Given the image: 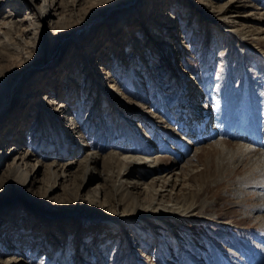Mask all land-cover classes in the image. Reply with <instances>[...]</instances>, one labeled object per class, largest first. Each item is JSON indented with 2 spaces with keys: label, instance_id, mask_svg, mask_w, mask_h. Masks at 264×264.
Wrapping results in <instances>:
<instances>
[{
  "label": "rangeland",
  "instance_id": "1",
  "mask_svg": "<svg viewBox=\"0 0 264 264\" xmlns=\"http://www.w3.org/2000/svg\"><path fill=\"white\" fill-rule=\"evenodd\" d=\"M164 1L161 6L160 0H117L116 5L58 0L61 7L51 16L46 10L51 0H0V67L8 82L13 80L0 105V142L8 139L4 150L14 143L9 137L18 119L21 152L30 148L35 154L27 171L39 179L23 195L6 173L11 160L0 167V242L9 249L0 252V264L7 258L20 264H264V176L255 172L245 149L258 142L264 150V0ZM123 17L127 20L120 22ZM131 34L142 36L141 47L127 39ZM125 42L132 44L125 49L134 47L128 55L124 48L118 52ZM104 43V51L91 53ZM86 53L104 60L106 76L113 79L95 88ZM68 74L76 81L69 88ZM113 80L143 105L140 112L102 95ZM32 81L33 90L44 87L36 97L52 86V100L70 104L85 149L70 143L73 130L66 136L56 132L57 125L41 129L38 124L34 133L39 134L31 139L34 122L39 123L29 115L35 98L22 107L17 101ZM198 94L210 106L202 115L186 105ZM91 96L92 103L82 104ZM206 122L229 135L213 136ZM185 140L192 145L182 158L178 146ZM93 153L100 159L92 171ZM145 158L155 160L145 164ZM128 167L135 168L134 179L145 181L139 193L122 182ZM64 171L70 174L66 181ZM94 172L102 177L90 179ZM166 177L174 199L156 193L165 183L153 179ZM99 187L103 193L96 197ZM167 204L168 211L187 216L160 223L129 217ZM121 213L126 216L113 219Z\"/></svg>",
  "mask_w": 264,
  "mask_h": 264
},
{
  "label": "bare ground",
  "instance_id": "2",
  "mask_svg": "<svg viewBox=\"0 0 264 264\" xmlns=\"http://www.w3.org/2000/svg\"><path fill=\"white\" fill-rule=\"evenodd\" d=\"M7 1H13V0H7ZM28 2V0H26ZM110 1V0H109ZM44 2L46 3V0H44ZM112 4L113 5H116L118 2L117 0H111ZM165 1L163 0H160V4L162 6V4L164 3ZM233 2V1H232ZM62 4V3H61ZM61 4L60 6L58 5V0H51V2L49 3V9H46L47 11L50 12V15L51 16H57V13L56 11L61 7ZM111 4L108 5V7L110 6ZM47 7V6H46ZM160 7V6H159ZM159 7L155 8V11L152 13L153 15H156V13L158 12L159 10ZM208 9V12L210 11L209 7L207 8ZM45 10H43L44 12ZM148 12V11H147ZM213 12V10H212ZM149 13V12H148ZM232 12H228V10L226 11V15L227 14H231ZM151 16H149L148 14H146L148 16V18H150L149 20L150 21V24H152V14L149 13ZM165 14V13H164ZM167 16H169L171 19L174 20V15L171 16V12L167 13L166 14ZM162 17V16H161ZM217 17V16H216ZM229 17L231 19H234L237 17V15H229ZM62 17H58L57 21H60ZM222 18H225V15L224 16H221L219 17L218 19L219 20H222ZM124 20H127L126 17H123L121 18L119 21L123 22ZM148 20V21H149ZM171 20V21H173ZM227 20V19H226ZM143 21H144V18H143ZM164 21V19H163ZM232 22V21H230ZM171 24V23H170ZM120 25V24H119ZM131 24H129V27H130ZM149 25V24H148ZM153 27V26H152ZM174 27V26H173ZM158 29H156L157 31ZM160 30V29H159ZM132 33V32H131ZM127 39H131L132 41L135 40V43L137 44L136 46L137 47H141V41H142V36L141 35H134V34H131V37L130 38H127ZM81 42V41H80ZM113 42V41H112ZM164 42V41H162ZM87 44V43H86ZM108 43H104L101 44V45H97L95 46L94 48H92L91 50V53L94 52V53H100L102 51H104L103 48H105V46H107ZM121 44V43H120ZM119 44V51L120 52L123 48L125 49V47H128L129 44H131V42H125L123 44H121L120 46ZM132 45V44H131ZM83 46V45H82ZM88 46V45H87ZM167 46V45H166ZM172 46V45H171ZM84 47V46H83ZM101 47H102V51H101ZM97 48V49H96ZM116 48V47H115ZM133 48L134 47H131L130 49H125L124 50V55H128L130 53H132L133 51ZM166 48V47H165ZM168 48V47H167ZM144 48H141V50L143 51ZM108 50V49H107ZM106 50V51H107ZM136 50L138 51V48H136ZM90 51V50H89ZM106 51L104 52V54L106 53ZM134 53V52H133ZM148 53V52H146ZM144 53V54H146ZM171 53V51L169 52ZM88 59H89V62H88V67L89 66H92L94 67L93 69L94 70V73L96 74V83L94 85V87L96 88L97 85H102V83H104V81L106 82L108 80V76H106L107 72V67L104 66V60H94V56H92V54H89V53H86ZM98 55V54H97ZM134 56V55H133ZM140 57V56H139ZM72 59V58H70ZM72 62V61H71ZM102 64V66H101ZM135 64L137 65H140V62L138 61V59L136 60ZM64 67H66V70H68L69 66L66 65V63L63 65ZM99 68V69H98ZM99 71H98V70ZM2 67H0V105L1 103L4 101V97L6 95V92L10 89V85L11 83L13 82V80L10 81V83L8 82V80L5 78V76L2 74ZM98 73L100 74V76L98 75ZM42 76V75H41ZM56 76V75H55ZM69 78V79H68ZM71 79H74V78H70V74H68L67 76V80H66V83H67V88H69L70 86L73 85V82H76V81H72L71 82ZM110 79H113V76L110 78ZM195 80V79H193ZM46 81V79L42 82L44 83ZM33 83H36V82H31L30 84V87H28L26 90H24L23 94L21 95V97H19V100L17 101L18 104H21L20 107H22L23 105V102L25 101H28L29 99H33L35 98V100L32 102L33 103V106H31L34 110H31L30 112V116H37V119L39 123H35L34 122V126L32 128V136H31V139L34 138L37 134L34 133V130H37L38 128V124L39 126L42 128L44 127H50V128H54L55 125H57V133H59V131L62 132L63 135H68V133L70 131L73 130V133L75 134L74 137L71 138V141L70 143L72 145L76 144L75 146H82L83 149H85L87 146H88V143H86V138L85 136L82 134V128L80 126H78V121L76 122V120L72 117L73 114H72V109L70 107V104L65 102H56L55 100H52L54 99L53 96H54V88H52V86H56V82H50V85L51 88L49 90V92H45L44 94L42 93L41 95H39L38 97H36L35 94L37 93H40L41 90H44V87L42 86L41 84V89L40 91H35L32 89V85ZM51 83H54V84H51ZM40 84V83H39ZM49 84V83H48ZM63 85V84H62ZM47 86V85H46ZM74 87V86H73ZM38 89V88H37ZM92 93V91H90ZM90 92L86 94V98L90 95ZM192 92V91H191ZM190 93V91H188V94ZM102 95H109L110 98L113 97L114 101L115 102V106L118 107L119 106H122V107H126L128 110L130 109H136L137 112H140L141 111V105L139 103H136V102H133L131 100V98L129 96H127L122 90H120V87L119 85L116 83V80H113V81H110L109 84H107V87L105 90H103L102 92ZM7 97V96H6ZM93 96H91L89 98V100L83 102L82 104L86 105V104H90L92 103L93 101ZM86 100V99H85ZM65 101V100H64ZM206 102V101H205ZM196 103V104H195ZM190 104L193 105L194 107V111L197 113V114H201L202 115V112L205 110H208L210 109L209 105L208 104H204V100H203V96L198 94V95H195L192 99V101H190ZM27 105V103L25 104ZM95 104H93L94 106ZM95 109V108H94ZM145 111V110H144ZM1 117V116H0ZM16 117V116H15ZM145 117V116H144ZM154 118H156L155 116H153ZM199 118V116H198ZM10 120V119H9ZM19 120H22L21 118ZM18 119L15 118L14 120V126L11 128V133H13L11 135V137H9V139L13 140L14 143L11 144L7 150H4L2 148V143H3V140H8V139H4V138H1V142H0V167H2L4 165V163L8 162L11 160V162L9 163L8 162V166H7V169H6V173H8V175H10V177L12 178V180L14 182H17L19 185H20V188H18V190L21 191L20 194H23V195H26L27 193H29L32 188L34 186H36V183L39 182V179L38 177H34L33 175L31 174H34L35 172L34 171H27L28 168H30V161L32 160V157H35V154L33 151L30 150V148H28V150L26 149V152L25 153H22L21 151L24 150V142H22V139L20 140V136H19V133H20V130H15V122H17ZM157 121V120H156ZM253 121V120H252ZM19 122V121H18ZM218 122V120H217ZM235 122V121H234ZM189 123H193V120L190 119L189 120ZM236 124V123H235ZM1 125V124H0ZM203 125L204 128H207V129H211L212 130V134L213 136L215 135H218L220 134V136H225V135H229L227 132H224L222 127L220 125H218V127L215 126H210L206 123H204ZM234 125V124H233ZM239 125H241L239 123ZM237 125V126H239ZM230 126V125H229ZM181 128V127H180ZM185 128V127H184ZM217 128V129H216ZM256 129V128H255ZM184 131V130H183ZM187 132V130H185ZM184 131V132H185ZM256 131V130H255ZM37 132V131H35ZM55 132V133H56ZM178 132V131H177ZM252 132V131H251ZM178 134V133H177ZM252 134V133H251ZM61 135V134H60ZM61 135V136H63ZM258 137L260 136V133H257L256 134ZM179 136H180V133H179ZM182 136V134H181ZM209 137V136H208ZM231 138H235L237 139L236 137L234 136H230ZM64 138V136H63ZM174 141H177L178 143L181 141V138H179L178 136H174L172 138ZM254 139V138H253ZM26 140V139H24ZM257 140V139H256ZM186 141V140H185ZM256 145L255 146H251V147H247L245 148L246 151L248 152L247 155L250 159V163L253 167V169L255 170L256 173H258V175L261 173L263 176H264V150H262L260 144L258 142L255 143ZM4 145V144H3ZM192 145L191 142L189 141H186V142H181L180 143V146H178L179 148L181 147L182 151L185 152V153H181V156L182 158L186 155V153L188 152L189 150V147ZM31 146V145H30ZM169 153H172L173 152V149H170L168 151ZM76 155V154H75ZM125 158V157H124ZM131 158V157H130ZM129 158V159H130ZM134 158V157H133ZM156 159V157H153ZM153 158H145L144 160V163L147 164L148 162L151 164L153 162ZM99 159H100V155L98 153H93V155H91V159H90V162L91 164L93 165L92 167H90V170L93 171V169H95V166L98 162H99ZM137 159V158H136ZM132 160V159H131ZM180 160V159H179ZM179 160L177 161L176 159V164H179ZM242 159L239 160V164L242 161ZM30 163V164H29ZM72 164H74V162H70L68 164H66V167H68L66 170H68L69 168L71 169L72 168ZM134 164V163H133ZM29 166V167H28ZM55 167H57L58 165H54ZM65 166V165H64ZM150 166V165H149ZM92 168V169H91ZM143 168V167H142ZM70 169L68 171H70ZM126 173L123 174L122 176V182H125L127 183L128 185V188H130L133 192H138L144 188L143 185H145V181L144 182H140V181H137L136 179H134V175H136V171H135V168L134 167H128L126 170ZM88 173V172H87ZM26 174V175H24ZM68 176H70V174H67V171H64L62 172L61 174V177H63L66 181V179L68 178ZM91 177V178H90ZM102 176L100 175V173H92L89 178L94 180V179H99L101 178ZM169 177V176H168ZM168 177L166 178H162V179H156L154 178L153 181L156 182L157 181H164L163 183H165V188H163L161 191H156L157 192H160L159 194L161 196H164V195H168L169 198H173V194L170 193L169 195V190H168V187L169 186H172V180L167 182V179H169ZM9 178V177H8ZM7 179V178H6ZM178 180V179H176ZM11 181V180H10ZM60 184V183H59ZM175 184H177V182H175ZM5 185V184H4ZM22 186H24V189H22ZM56 188V186H53L50 190L51 192L54 191ZM100 188V187H99ZM260 190L264 191V187H262ZM3 191V190H2ZM103 193V190L102 188H100V190H96L95 191V195L96 197H100V195ZM166 193V194H164ZM139 195V194H138ZM87 198V197H86ZM80 200H83L84 199V196H80L79 198ZM158 199V198H157ZM174 199V198H173ZM163 200V199H162ZM160 201V203L162 204L163 201ZM48 201V200H47ZM144 202V201H143ZM43 203V202H42ZM1 204V203H0ZM20 204L22 206H25L26 205V200H22L20 201ZM158 204V203H157ZM155 206L157 205H150L148 206L144 211L140 212V213H137V214H134L133 216H129V217H132V218H138V217H142V218H147V219H150L151 221L155 222V223H158L159 221H161L162 219H167V218H171V217H177V216H184V215H179V212L177 211H168V207L169 206H172L171 204H167V205H164L163 208H161V210L159 209V207L157 206V209H155ZM1 208V207H0ZM159 209V210H158ZM177 210V209H176ZM74 215L76 216H79L81 217L80 214L76 213V212H73ZM126 215L125 214H116L113 219L118 220V218H123L125 217ZM187 216V215H185ZM184 216V217H185ZM26 220L25 218L23 219V221ZM27 223H30V222H27ZM160 223V222H159ZM16 226H18V228H22V226L18 223V224H15ZM10 228H7L5 230H3V233L4 234H8L10 231H8ZM4 237L1 235V238ZM2 240V239H1ZM14 246V245H13ZM6 249V248H5ZM2 245H1V242H0V252H9V249L8 251H6ZM15 249V248H14ZM15 251V250H14ZM2 262V260H0V263ZM5 264H20V261L16 258H7L5 261Z\"/></svg>",
  "mask_w": 264,
  "mask_h": 264
}]
</instances>
